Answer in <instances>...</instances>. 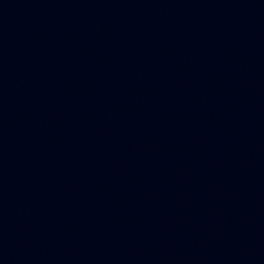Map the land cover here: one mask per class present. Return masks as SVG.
<instances>
[{
	"label": "water",
	"instance_id": "1",
	"mask_svg": "<svg viewBox=\"0 0 264 264\" xmlns=\"http://www.w3.org/2000/svg\"><path fill=\"white\" fill-rule=\"evenodd\" d=\"M0 264H264V0H0Z\"/></svg>",
	"mask_w": 264,
	"mask_h": 264
}]
</instances>
